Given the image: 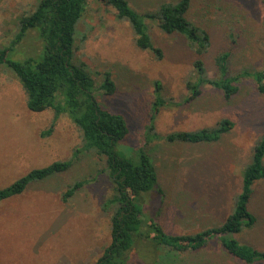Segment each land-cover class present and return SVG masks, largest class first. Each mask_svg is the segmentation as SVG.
<instances>
[{"label":"rangeland","instance_id":"rangeland-1","mask_svg":"<svg viewBox=\"0 0 264 264\" xmlns=\"http://www.w3.org/2000/svg\"><path fill=\"white\" fill-rule=\"evenodd\" d=\"M40 0H0V47L8 46L19 29V17L35 10ZM141 12L179 0H129ZM76 26L73 62H84L99 86L111 71L117 92H97L100 102L125 115L130 133L118 150L136 156L151 123L156 99L155 82H162L165 103L155 123L160 135L178 130L212 127L222 119L234 122L231 131L214 143L190 144L156 140L149 147L159 172L163 194L145 195V213L169 233L193 234L224 222L232 212L242 185V172L264 133V93L251 78L238 80L239 91L226 100L211 85L187 101L189 81L197 77L195 61L202 59L210 77L219 76L216 57L229 52L232 75L264 68V3L261 0H191L188 18L211 37L199 55L180 34H167L149 20L150 34L163 57L140 49L130 23L100 0H88ZM43 40L28 31L13 56H35ZM24 58V57H23ZM16 74L0 67V189L36 168L74 158L72 167L32 183L24 193L0 204V264H92L112 241L111 212L103 209L113 194L104 157L95 152H74L82 133L68 115L57 121L53 109L34 112ZM52 127L51 133H46ZM87 184L68 201L65 191L76 181ZM252 209L257 223L236 237L264 250V181L256 185ZM139 247V245H138ZM136 264H245L229 255L217 240L200 252L181 253L150 246ZM145 248V247H144ZM258 264H264L258 263Z\"/></svg>","mask_w":264,"mask_h":264},{"label":"trees","instance_id":"trees-1","mask_svg":"<svg viewBox=\"0 0 264 264\" xmlns=\"http://www.w3.org/2000/svg\"><path fill=\"white\" fill-rule=\"evenodd\" d=\"M100 1L114 8L118 18L130 23L140 49L151 50L158 58L163 57V50L153 42L149 20L157 22L167 34L184 36L199 55H203L211 45L209 32L188 18L191 0L161 3L157 9L146 12L135 9L129 0ZM261 1L264 3V0ZM87 2L40 0L34 11L19 17V29L10 44L0 47V67L16 74L27 93V105L31 111L53 109L54 121L66 114L76 124L82 133V145L74 152L75 157L86 151L95 152L106 160V167L102 171L110 177L114 192L104 202L103 209L111 212L112 241L105 253L92 264H136L132 254L138 245V254L150 246L187 253L200 252L215 240L229 255L245 264L264 262V250L243 243L236 237L258 221L252 201L256 185L264 181V133L254 147L251 162L242 172L240 192L232 212L224 222L193 234L167 232L157 219L145 213V195L152 191L163 194L158 168L149 151L150 145L159 139L190 144L214 143L233 129L234 122L225 118L212 127L160 135L156 131L155 118L165 103V97L162 82L157 80L151 123L146 127L143 143L133 149L136 156L121 153L118 145L130 133L128 121L124 114L105 107L97 97V92L102 91L105 95L117 92L113 73L105 71L103 81L98 86L93 71L86 63L73 62L76 26L85 12ZM31 30H36L43 40L41 52L35 56L15 58L13 52ZM229 56V52H223L216 57L219 76L214 78L210 77L202 59L195 61L197 77L187 83L190 89L187 101L198 98L207 85L221 90L224 98L230 100L239 91L238 80L241 78L253 79L258 91L264 93V68L232 75L228 65ZM53 128L46 133H51ZM73 164L74 158H71L31 170L0 189V204L24 193L34 182L69 170ZM87 182L78 180L73 183L62 199L68 201Z\"/></svg>","mask_w":264,"mask_h":264}]
</instances>
